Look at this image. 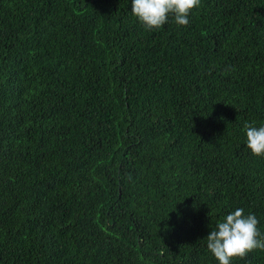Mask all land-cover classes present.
Wrapping results in <instances>:
<instances>
[{
    "label": "trees",
    "instance_id": "16d2710c",
    "mask_svg": "<svg viewBox=\"0 0 264 264\" xmlns=\"http://www.w3.org/2000/svg\"><path fill=\"white\" fill-rule=\"evenodd\" d=\"M264 0L145 31L131 0H0V264H218L264 233ZM233 264H264V251Z\"/></svg>",
    "mask_w": 264,
    "mask_h": 264
},
{
    "label": "clouds",
    "instance_id": "9594fccd",
    "mask_svg": "<svg viewBox=\"0 0 264 264\" xmlns=\"http://www.w3.org/2000/svg\"><path fill=\"white\" fill-rule=\"evenodd\" d=\"M201 0H131V13L148 32H156L169 22L186 27L191 13L200 8ZM246 147L254 157L264 158V124H244ZM254 213L245 214L237 207L229 212L206 237V247L218 264H233L250 252L264 251V233Z\"/></svg>",
    "mask_w": 264,
    "mask_h": 264
}]
</instances>
